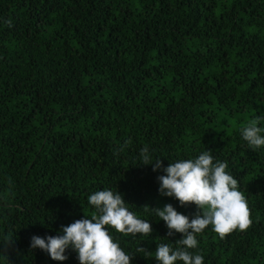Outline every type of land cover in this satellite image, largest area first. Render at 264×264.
Masks as SVG:
<instances>
[{"label": "trees", "instance_id": "16d2710c", "mask_svg": "<svg viewBox=\"0 0 264 264\" xmlns=\"http://www.w3.org/2000/svg\"><path fill=\"white\" fill-rule=\"evenodd\" d=\"M257 116L264 0H0V264H79L71 247L54 261L30 238L91 218L88 196L103 189L151 223L150 236L106 226L131 264H160L156 244L174 248L181 234L167 239L142 206L190 219L198 209L159 193L164 172L140 164L145 146L163 167L205 149L227 162L251 226L221 238L209 225L189 251L203 264H264V146L240 132Z\"/></svg>", "mask_w": 264, "mask_h": 264}, {"label": "clouds", "instance_id": "9594fccd", "mask_svg": "<svg viewBox=\"0 0 264 264\" xmlns=\"http://www.w3.org/2000/svg\"><path fill=\"white\" fill-rule=\"evenodd\" d=\"M5 23L12 27L11 19ZM262 120L264 116H257L240 129L242 138L253 150L264 146V135L261 134L264 127L258 126ZM128 143L130 141H125V146ZM211 152L205 149L195 158L178 159L163 167L161 159L154 158L147 146L140 150V164L152 165L154 172L158 169L164 172L157 177L159 193L178 200L182 207L192 204L198 209L190 219L171 204H166L163 209L142 206L165 222L169 230L166 238L181 234V238L174 242V248L169 243L156 244L155 260L160 264H176L177 261L203 264V256L189 250L197 248V235L209 225L221 238L237 228L245 231L251 226L248 202L239 190L238 180L226 171L227 162H214ZM88 203L95 207L91 218L84 215L86 218L61 226V234L56 236L33 235L30 248H39L54 261L66 260L65 252L71 247L79 264H131L133 256L120 247L106 226L125 236H150L152 226L149 220L141 219L130 211L118 190L96 191L88 196ZM11 240L9 238L6 242ZM137 252L151 254L141 247Z\"/></svg>", "mask_w": 264, "mask_h": 264}]
</instances>
